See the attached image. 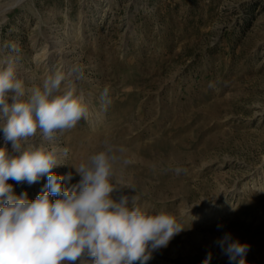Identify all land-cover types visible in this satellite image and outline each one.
<instances>
[{"label":"rangeland","instance_id":"374dc122","mask_svg":"<svg viewBox=\"0 0 264 264\" xmlns=\"http://www.w3.org/2000/svg\"><path fill=\"white\" fill-rule=\"evenodd\" d=\"M8 57L29 88L74 70L89 116L44 142L63 163L52 171L72 174L66 187L105 141L123 145L131 163L117 166L114 195L186 228L147 264L209 252L230 264L226 233L249 245L247 264H264V0H0ZM5 147L14 154L0 129ZM8 183L31 200L47 177Z\"/></svg>","mask_w":264,"mask_h":264},{"label":"clouds","instance_id":"9594fccd","mask_svg":"<svg viewBox=\"0 0 264 264\" xmlns=\"http://www.w3.org/2000/svg\"><path fill=\"white\" fill-rule=\"evenodd\" d=\"M73 72L57 71L42 88H29L10 57L0 60V129L14 153L0 148V264H147L186 228L169 212L143 209L135 195H114L123 189L117 166L131 163L126 147L105 141L102 150L74 166L80 180L70 187L65 181L71 173L52 171L63 163L44 142L90 112L69 79ZM108 92L105 87V105ZM38 135L39 144L34 142ZM44 176L47 183L31 200L27 192L15 195L8 183L32 185ZM217 243L230 264H247L248 244L229 233ZM211 259L209 252L202 264Z\"/></svg>","mask_w":264,"mask_h":264}]
</instances>
